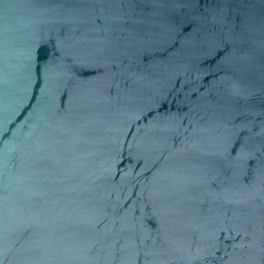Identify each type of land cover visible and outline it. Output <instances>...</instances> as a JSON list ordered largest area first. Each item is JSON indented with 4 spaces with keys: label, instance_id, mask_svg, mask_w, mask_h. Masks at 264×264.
Here are the masks:
<instances>
[{
    "label": "water",
    "instance_id": "water-1",
    "mask_svg": "<svg viewBox=\"0 0 264 264\" xmlns=\"http://www.w3.org/2000/svg\"><path fill=\"white\" fill-rule=\"evenodd\" d=\"M0 264H264V0H0Z\"/></svg>",
    "mask_w": 264,
    "mask_h": 264
}]
</instances>
